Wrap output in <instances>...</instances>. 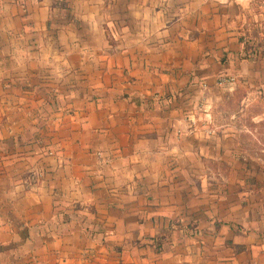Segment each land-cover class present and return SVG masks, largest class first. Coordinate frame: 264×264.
<instances>
[{
    "label": "crops",
    "instance_id": "obj_1",
    "mask_svg": "<svg viewBox=\"0 0 264 264\" xmlns=\"http://www.w3.org/2000/svg\"><path fill=\"white\" fill-rule=\"evenodd\" d=\"M239 83L264 0H0V264H264Z\"/></svg>",
    "mask_w": 264,
    "mask_h": 264
},
{
    "label": "rangeland",
    "instance_id": "obj_2",
    "mask_svg": "<svg viewBox=\"0 0 264 264\" xmlns=\"http://www.w3.org/2000/svg\"><path fill=\"white\" fill-rule=\"evenodd\" d=\"M227 91L228 88L223 92L222 99L214 107L215 112L218 113L217 116L221 120L229 119L235 124L240 129L239 133L242 139L252 138L251 141L254 145H250V149L257 153L262 152L264 155V119L255 121L253 118L255 114L264 109V99L261 93L253 89L250 100L246 103L243 96L247 93L248 87L243 83H239L236 88L234 87L231 93ZM247 128L251 129L252 133L246 130ZM258 139L261 141L259 142ZM260 148H263V150H260ZM47 150H51V148Z\"/></svg>",
    "mask_w": 264,
    "mask_h": 264
},
{
    "label": "built area",
    "instance_id": "obj_3",
    "mask_svg": "<svg viewBox=\"0 0 264 264\" xmlns=\"http://www.w3.org/2000/svg\"><path fill=\"white\" fill-rule=\"evenodd\" d=\"M236 80H235V76L234 75H227V76H221L220 79L218 80V83L219 84H232L234 83ZM47 153L48 154H51L52 153V150H47ZM40 172H37V175H39Z\"/></svg>",
    "mask_w": 264,
    "mask_h": 264
}]
</instances>
